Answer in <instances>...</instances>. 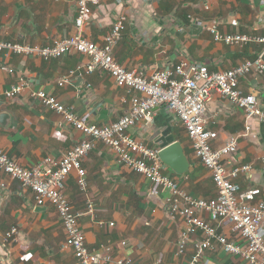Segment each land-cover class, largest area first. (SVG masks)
<instances>
[{
	"label": "crops",
	"instance_id": "crops-1",
	"mask_svg": "<svg viewBox=\"0 0 264 264\" xmlns=\"http://www.w3.org/2000/svg\"><path fill=\"white\" fill-rule=\"evenodd\" d=\"M75 0H0V41L28 46H46L54 40L79 31L75 25ZM119 15L125 17L121 38L113 46L116 61L128 69L148 76L155 68L179 61L206 65L211 71L225 70L246 59L260 58L263 43L226 45L213 39L207 26L214 22L222 33L264 36V0H106L91 5L80 33L102 44ZM89 57L76 51L43 60L29 54L0 51V146L23 167H32L44 157L59 158L83 134L62 121V116L31 95L44 90L72 107L82 120L95 125L116 121L129 109L130 93L118 86L104 71L90 74L77 67ZM74 70L69 81L60 78ZM23 77L28 86L9 98L5 92ZM238 87L253 93L264 107V84L255 74L241 77ZM244 113L229 99L213 92L206 102L205 125L217 133L213 146L244 129ZM252 134L239 137L236 151L223 158L232 167L249 165L235 178L241 190L258 188L255 199L264 200V125L249 121ZM137 142L158 151L178 142L188 163L187 170L176 173L161 162V170L193 196L211 199L216 189L210 172L198 160L178 117L164 106L154 108L150 119L127 129ZM86 188L80 189L77 174L68 175L64 194L79 216V224L88 248L112 246L113 259H129L133 264H185L195 254L194 242L201 233L190 236L184 251L176 253L184 227L180 217L171 219L166 212L168 191L122 164L102 142L82 158ZM0 257L4 264H78L71 250L63 249L64 230L55 209L48 203L37 205L33 192L0 169ZM92 212L86 213V205ZM208 219L206 212L200 213ZM215 224V223H214ZM19 229L12 242L2 235L11 227ZM218 231L227 239L244 244L230 224L222 221ZM121 241L125 244L122 245ZM3 264V263H0ZM110 264V263H109ZM113 264V263H111ZM196 264H247L237 255L226 253L219 244L206 249Z\"/></svg>",
	"mask_w": 264,
	"mask_h": 264
},
{
	"label": "built area",
	"instance_id": "built-area-1",
	"mask_svg": "<svg viewBox=\"0 0 264 264\" xmlns=\"http://www.w3.org/2000/svg\"><path fill=\"white\" fill-rule=\"evenodd\" d=\"M104 1L106 0H75V25L79 31L71 36L54 40L52 44L42 47L0 41V51L32 54L43 60L57 58L70 51L86 55L89 61L77 68L87 74L96 70L107 72L118 86L125 87L130 93L128 111L109 124L95 125L82 120L72 107L65 106L56 96L44 90L32 91L31 95L37 97L46 108L59 113L63 122L80 131L83 139L61 157L47 156L28 168L21 166L0 146V169L10 179L29 188L37 205L48 203L55 209L65 235L61 247L71 250L78 264H133L129 259H113L112 246L109 244L100 245L96 249L87 247L78 221L82 213L72 209L64 194L65 181L73 170L77 174L79 188H86L81 160L98 141L110 148L122 164L168 191V216L171 219L180 217L184 221L177 241V254L184 251L191 235L201 233L202 237L194 242V256L185 264H196L203 252L215 244H219L226 253L239 256L247 264H264V200L255 199L260 190H241L235 181L240 172L250 169L249 165L228 167L223 162L224 157L236 151L239 137L252 134L250 119H257L264 125V107L253 93H243L238 87L239 79L246 74H255L264 84V62L259 57L246 59L234 67L211 71L206 65L182 60L169 67L155 68L146 76L138 69L124 67L113 57L112 48L121 38L125 27L123 15L117 17L102 44L92 42L80 33L83 20L91 13V5ZM206 28L214 40L226 45L252 42L264 44V36L222 33L214 21ZM0 68L8 73L13 72L6 65H1ZM73 73L74 70L68 71L58 84L68 82ZM27 86L28 82L20 77L5 95L11 98ZM213 92L229 99L243 111L245 118L243 131L238 135L228 136L216 147L213 146V141L217 139V133L205 125L206 102ZM159 105L178 117L194 154L210 172L216 189L214 198L203 199L185 191L177 181L161 170L157 151L137 142L128 134L129 127L140 120L150 119L154 108ZM92 210V204L88 202L85 212L90 213ZM202 212L207 213V220L201 216ZM222 221L230 224L232 231L238 233L244 244L235 243L218 231L217 225ZM19 233V229L13 226L2 235V240L12 242ZM121 244L124 245L125 242L121 241ZM6 262L7 259L0 257V263ZM150 264L160 263L154 261Z\"/></svg>",
	"mask_w": 264,
	"mask_h": 264
},
{
	"label": "water",
	"instance_id": "water-1",
	"mask_svg": "<svg viewBox=\"0 0 264 264\" xmlns=\"http://www.w3.org/2000/svg\"><path fill=\"white\" fill-rule=\"evenodd\" d=\"M264 62V52L260 56ZM6 113H0V122H5ZM160 162L176 173H183L187 170L188 163L182 153L178 142H173L158 151Z\"/></svg>",
	"mask_w": 264,
	"mask_h": 264
}]
</instances>
